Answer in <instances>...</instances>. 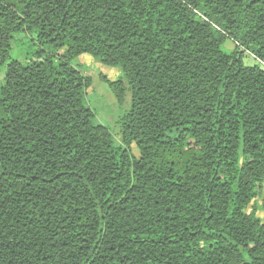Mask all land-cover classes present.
<instances>
[{
  "label": "trees",
  "instance_id": "trees-1",
  "mask_svg": "<svg viewBox=\"0 0 264 264\" xmlns=\"http://www.w3.org/2000/svg\"><path fill=\"white\" fill-rule=\"evenodd\" d=\"M263 184L264 0H0V264H264Z\"/></svg>",
  "mask_w": 264,
  "mask_h": 264
},
{
  "label": "rangeland",
  "instance_id": "rangeland-1",
  "mask_svg": "<svg viewBox=\"0 0 264 264\" xmlns=\"http://www.w3.org/2000/svg\"><path fill=\"white\" fill-rule=\"evenodd\" d=\"M234 48V45L230 39H225L222 50L225 53H229ZM33 47L31 46V38L27 34H21L15 37L12 43L11 57L25 62L29 51ZM243 53V63L245 65L255 64V59L246 52ZM78 63L83 64V71L85 74H89L92 77L91 87L86 90L85 103L92 110L93 118L95 122L108 128L110 133L115 137L118 133L117 117L119 114V104L117 103L114 94L110 90L108 84L100 79V76H106L110 80H114L119 77L120 70L116 68H110L100 64L93 60L91 56L82 55L73 61V65ZM133 153L137 155L136 149L133 147ZM251 205H253L251 207ZM248 209L247 213L251 209L256 210V216L261 220L264 219V184L262 194L258 197Z\"/></svg>",
  "mask_w": 264,
  "mask_h": 264
}]
</instances>
